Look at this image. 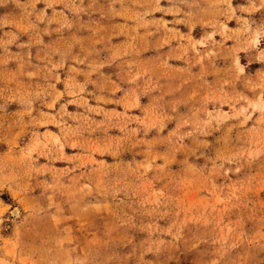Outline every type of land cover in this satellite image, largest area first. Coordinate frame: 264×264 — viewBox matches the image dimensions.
I'll return each mask as SVG.
<instances>
[{
    "label": "rangeland",
    "instance_id": "1",
    "mask_svg": "<svg viewBox=\"0 0 264 264\" xmlns=\"http://www.w3.org/2000/svg\"><path fill=\"white\" fill-rule=\"evenodd\" d=\"M0 264H264V0H0Z\"/></svg>",
    "mask_w": 264,
    "mask_h": 264
}]
</instances>
